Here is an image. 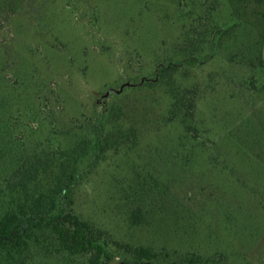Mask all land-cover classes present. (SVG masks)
Returning a JSON list of instances; mask_svg holds the SVG:
<instances>
[{"label":"rangeland","instance_id":"374dc122","mask_svg":"<svg viewBox=\"0 0 264 264\" xmlns=\"http://www.w3.org/2000/svg\"><path fill=\"white\" fill-rule=\"evenodd\" d=\"M176 1L0 0V119L16 123L8 136L27 154L52 137L79 144L106 110L108 129L130 136L88 173L79 212L135 246L264 264V94L240 86L253 72L229 61L232 48L175 86L159 77L190 26ZM210 73L218 77L198 100L197 133L178 102ZM152 178V222L130 225L122 189Z\"/></svg>","mask_w":264,"mask_h":264},{"label":"trees","instance_id":"16d2710c","mask_svg":"<svg viewBox=\"0 0 264 264\" xmlns=\"http://www.w3.org/2000/svg\"><path fill=\"white\" fill-rule=\"evenodd\" d=\"M176 5L180 19L190 23L186 48L165 61L159 77L175 86L178 76L192 79L191 69L232 48L229 61L253 72L240 86L264 94V0H177ZM217 77H194L181 93L178 105L186 110L182 123L188 129L198 133V100ZM107 114L105 110L86 125L90 137L79 144L67 148L52 137L38 141L27 154H22L24 143L8 136L16 123L0 119V264H115L117 258L126 264H231L222 253L157 250L114 239L78 211L76 197L88 173L130 136L119 126L109 130ZM138 179L122 189L121 202L132 205L127 211L130 225L146 227L153 218L147 198L158 194L159 185L155 178L134 185Z\"/></svg>","mask_w":264,"mask_h":264},{"label":"water","instance_id":"95a60500","mask_svg":"<svg viewBox=\"0 0 264 264\" xmlns=\"http://www.w3.org/2000/svg\"><path fill=\"white\" fill-rule=\"evenodd\" d=\"M141 264H148V263H141Z\"/></svg>","mask_w":264,"mask_h":264}]
</instances>
